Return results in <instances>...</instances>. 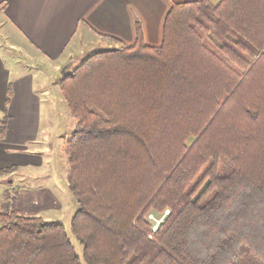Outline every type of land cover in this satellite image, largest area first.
Wrapping results in <instances>:
<instances>
[{
	"label": "trees",
	"instance_id": "obj_1",
	"mask_svg": "<svg viewBox=\"0 0 264 264\" xmlns=\"http://www.w3.org/2000/svg\"><path fill=\"white\" fill-rule=\"evenodd\" d=\"M135 30L59 81L85 264H264V0L173 3L159 45ZM18 195H3L0 264H83L65 226L22 214Z\"/></svg>",
	"mask_w": 264,
	"mask_h": 264
},
{
	"label": "crops",
	"instance_id": "obj_2",
	"mask_svg": "<svg viewBox=\"0 0 264 264\" xmlns=\"http://www.w3.org/2000/svg\"><path fill=\"white\" fill-rule=\"evenodd\" d=\"M182 1L189 0H0L8 30L6 39L0 38V118L5 115L9 84L13 91L4 137L0 124V168L17 166L12 174L0 177V203L5 190L17 188L14 177L22 167L37 164L27 143L37 141L43 108H49L45 103L49 87H54L51 71L53 76L65 73L87 46L92 52L89 48L97 43L132 44L137 21L148 44H161L167 13L173 3ZM36 64L41 66L33 69ZM17 189L19 207L21 202H35L36 193Z\"/></svg>",
	"mask_w": 264,
	"mask_h": 264
},
{
	"label": "rangeland",
	"instance_id": "obj_3",
	"mask_svg": "<svg viewBox=\"0 0 264 264\" xmlns=\"http://www.w3.org/2000/svg\"><path fill=\"white\" fill-rule=\"evenodd\" d=\"M216 4L219 0H211ZM7 20L0 12V38L4 41L7 35ZM110 44L97 43L89 49H93L92 52H86L77 59L72 61L68 71H72L76 68L85 58L91 53L98 50L107 49ZM40 64L33 66L40 67ZM50 72V70H49ZM51 71V78L54 81V87H49V92L46 93L48 101L45 105L49 108H43V118L40 126L39 135L37 141L27 143L34 155L37 158V164L34 166H23L20 175L14 177V185L19 187H25L27 192L30 190L36 193L35 202L31 204L23 205L20 203V211L25 215H41L48 222L62 223L78 254L84 261V244L76 237L72 231V217L79 208V203L74 198L69 188L68 182V157L64 154L62 147L66 140H68L74 131L75 119L72 116L70 106L61 90L59 81L63 77L62 74L59 77V73L53 76ZM51 84V79H48V85ZM12 177V176H11ZM11 186L13 181L10 180ZM4 201V200H3ZM33 201V200H32ZM2 203V202H1ZM0 203V207H1ZM154 215V214H153ZM165 213L161 217H154L161 222ZM162 219V220H161ZM154 224L157 223L155 219H152ZM158 222V223H159ZM2 222L0 221V226ZM158 227V224L155 225Z\"/></svg>",
	"mask_w": 264,
	"mask_h": 264
},
{
	"label": "built area",
	"instance_id": "obj_4",
	"mask_svg": "<svg viewBox=\"0 0 264 264\" xmlns=\"http://www.w3.org/2000/svg\"><path fill=\"white\" fill-rule=\"evenodd\" d=\"M168 212H169V210H166V214H167ZM149 216H150V218H152V219H155V220L157 221V223H156V224H159V223H160V222H159V221H158V220H157V219L154 217V215H153V214H150ZM162 219H163V218H162ZM162 219H161V220H162ZM158 222H159V223H158ZM156 224H155V225H156ZM154 229H157V227H156V226H154Z\"/></svg>",
	"mask_w": 264,
	"mask_h": 264
},
{
	"label": "water",
	"instance_id": "obj_5",
	"mask_svg": "<svg viewBox=\"0 0 264 264\" xmlns=\"http://www.w3.org/2000/svg\"><path fill=\"white\" fill-rule=\"evenodd\" d=\"M67 66H65V69H66Z\"/></svg>",
	"mask_w": 264,
	"mask_h": 264
}]
</instances>
